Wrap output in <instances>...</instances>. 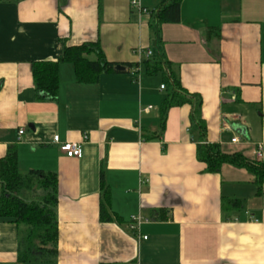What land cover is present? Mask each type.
Returning <instances> with one entry per match:
<instances>
[{"label":"crops","instance_id":"1","mask_svg":"<svg viewBox=\"0 0 264 264\" xmlns=\"http://www.w3.org/2000/svg\"><path fill=\"white\" fill-rule=\"evenodd\" d=\"M132 1L0 0V160L15 145L20 172L57 174L59 228L54 263H19L18 227L0 219V264H264V186L257 196L233 166L206 172L189 106L168 110L161 132L163 74L144 63H171L202 97L209 143L264 162V0H182L180 22L155 37L161 0H138L147 13ZM90 42L125 70L79 84L61 64L57 99L39 100L32 64ZM55 135L80 143L83 157H66ZM102 172L121 221H100ZM226 201L241 207L224 212Z\"/></svg>","mask_w":264,"mask_h":264},{"label":"trees","instance_id":"2","mask_svg":"<svg viewBox=\"0 0 264 264\" xmlns=\"http://www.w3.org/2000/svg\"><path fill=\"white\" fill-rule=\"evenodd\" d=\"M182 0H161L157 9L151 12L158 34L159 27L167 23L180 22ZM220 39L219 29H209ZM71 64L76 81L79 84L98 83L102 74H118L121 66L109 62L101 46L96 43H84L66 47L63 57L56 62H35L32 75L39 100L55 101L59 94V68L61 64ZM150 75L163 74L166 98L162 103L163 132L167 111L172 108L189 106L190 121L199 133L198 160L206 165V172L218 174L224 166L243 169L254 178L256 195L261 196L264 186V162L247 158L240 152H225L218 144L207 141L208 127L202 117L203 100L198 94L189 93L182 86L178 70L169 62L145 60ZM132 69L134 65H126ZM136 69V67H135ZM156 136H151L155 139ZM101 208L100 221L109 223L121 221L111 209L109 187L104 183L101 173ZM58 176L56 173L32 170L22 173L18 167L17 146H10L0 160V219L15 223L18 227V262L19 263H54L58 257ZM230 207V208H229ZM241 207L240 203L226 201L224 212ZM163 211L161 220H167Z\"/></svg>","mask_w":264,"mask_h":264},{"label":"built area","instance_id":"3","mask_svg":"<svg viewBox=\"0 0 264 264\" xmlns=\"http://www.w3.org/2000/svg\"><path fill=\"white\" fill-rule=\"evenodd\" d=\"M132 7L134 9H137L139 13H147L148 11L144 9L138 0L132 1ZM140 55L144 56L145 58L149 59L152 56V52L150 50L148 51H139ZM161 89H165V86H162ZM149 110L152 109V107L148 108ZM20 135L24 134V130H20ZM233 144H238L240 142L239 138H233L231 141ZM52 144L59 146L60 151L68 158L70 159H81L83 157V149L82 145L80 143H72V142H66L61 143L60 137L58 135H55L52 139ZM255 156L257 159H261L263 156V145L259 144L255 148ZM143 223V219L140 216L133 217L130 225V229L133 231H137L141 224Z\"/></svg>","mask_w":264,"mask_h":264},{"label":"water","instance_id":"4","mask_svg":"<svg viewBox=\"0 0 264 264\" xmlns=\"http://www.w3.org/2000/svg\"><path fill=\"white\" fill-rule=\"evenodd\" d=\"M117 69H118L119 71H124V70H125V68L122 67V66H118Z\"/></svg>","mask_w":264,"mask_h":264}]
</instances>
